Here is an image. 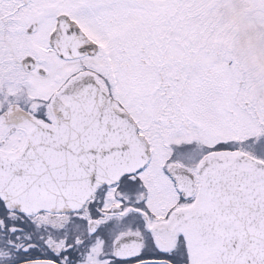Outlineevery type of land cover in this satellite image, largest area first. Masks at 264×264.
Here are the masks:
<instances>
[{
  "label": "snow or ice",
  "instance_id": "obj_1",
  "mask_svg": "<svg viewBox=\"0 0 264 264\" xmlns=\"http://www.w3.org/2000/svg\"><path fill=\"white\" fill-rule=\"evenodd\" d=\"M0 264H264V0H0Z\"/></svg>",
  "mask_w": 264,
  "mask_h": 264
}]
</instances>
